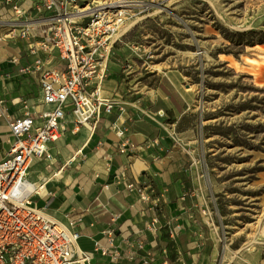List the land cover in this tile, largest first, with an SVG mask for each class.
Returning <instances> with one entry per match:
<instances>
[{
	"label": "crops",
	"instance_id": "obj_1",
	"mask_svg": "<svg viewBox=\"0 0 264 264\" xmlns=\"http://www.w3.org/2000/svg\"><path fill=\"white\" fill-rule=\"evenodd\" d=\"M5 1L0 0V161L13 142L14 121H41V112L52 109L44 105L39 68H65L56 51L43 47L53 12L42 0H19L21 13ZM79 9L76 4L72 12ZM74 21L87 22L78 14ZM127 51H118L120 58L112 53L105 79L90 88L98 84L112 112L102 111L94 128L68 115L62 138L49 145L52 159L32 161V203L79 233L76 247L88 256L80 264H230L227 254L218 256L208 233L179 126L191 93L178 89L176 75L146 73L154 85L136 78L135 69L122 63L133 55Z\"/></svg>",
	"mask_w": 264,
	"mask_h": 264
},
{
	"label": "rangeland",
	"instance_id": "obj_2",
	"mask_svg": "<svg viewBox=\"0 0 264 264\" xmlns=\"http://www.w3.org/2000/svg\"><path fill=\"white\" fill-rule=\"evenodd\" d=\"M73 1L123 21L112 53L133 54L122 63L136 78L154 85L146 73L176 75L191 93L179 126L208 233L230 264H264V76L248 61L264 55L254 43L264 39V0H125L123 13L117 4L96 7L104 0Z\"/></svg>",
	"mask_w": 264,
	"mask_h": 264
},
{
	"label": "built area",
	"instance_id": "obj_3",
	"mask_svg": "<svg viewBox=\"0 0 264 264\" xmlns=\"http://www.w3.org/2000/svg\"><path fill=\"white\" fill-rule=\"evenodd\" d=\"M18 1L5 2L21 13ZM74 3L41 2L45 10L53 12L50 39L43 47L56 51L65 68H39L44 105L52 107L41 112V121L26 116L10 125L13 142L0 161V264H80L88 260L76 247L79 233L68 231L33 205L37 189L27 180L33 160L52 159L49 145L62 138L68 115L77 125L92 124L94 128L100 113L113 109L112 101L101 96L98 84L90 88L106 77L123 21H105L89 10L72 12ZM75 14L89 22L78 24Z\"/></svg>",
	"mask_w": 264,
	"mask_h": 264
},
{
	"label": "bare ground",
	"instance_id": "obj_4",
	"mask_svg": "<svg viewBox=\"0 0 264 264\" xmlns=\"http://www.w3.org/2000/svg\"><path fill=\"white\" fill-rule=\"evenodd\" d=\"M95 3L98 5L96 7L98 8H109L110 6H117L118 10L121 11V13H123L124 11H126L129 8L128 2H126L125 0H120L117 2H110V1H106L104 0L103 2L101 1H95ZM89 10V6H87L86 8L82 9V12H85ZM255 48L257 49H261L264 50L261 46L257 45ZM262 58V61H258L256 59H248V61L251 62L252 65V72L253 75L258 76V75H262L264 76V55L260 56ZM230 65L234 66L236 68H239V63L233 59H229Z\"/></svg>",
	"mask_w": 264,
	"mask_h": 264
},
{
	"label": "trees",
	"instance_id": "obj_5",
	"mask_svg": "<svg viewBox=\"0 0 264 264\" xmlns=\"http://www.w3.org/2000/svg\"><path fill=\"white\" fill-rule=\"evenodd\" d=\"M247 34H242V35H239V38H243V37H245ZM253 41H251V43H252ZM239 44H242V43H244V42H242V41H239L238 42ZM255 44H261V45H264V39L261 37V38H258L257 40H255V42H254Z\"/></svg>",
	"mask_w": 264,
	"mask_h": 264
}]
</instances>
